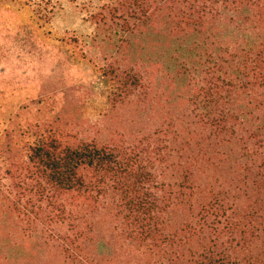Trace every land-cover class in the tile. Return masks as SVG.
Returning a JSON list of instances; mask_svg holds the SVG:
<instances>
[{"label": "trees", "instance_id": "16d2710c", "mask_svg": "<svg viewBox=\"0 0 264 264\" xmlns=\"http://www.w3.org/2000/svg\"><path fill=\"white\" fill-rule=\"evenodd\" d=\"M105 9L143 27L166 13L199 35L197 59L209 60L186 126L156 120L107 142L41 135L2 160L1 212L78 264L123 251L128 264H264V0H110ZM153 84L125 83L148 112ZM101 212L114 225L98 239ZM12 260L0 253V264Z\"/></svg>", "mask_w": 264, "mask_h": 264}, {"label": "rangeland", "instance_id": "374dc122", "mask_svg": "<svg viewBox=\"0 0 264 264\" xmlns=\"http://www.w3.org/2000/svg\"><path fill=\"white\" fill-rule=\"evenodd\" d=\"M109 1L0 0V167L16 148L53 132L70 142H107L156 120L186 126L188 99L209 60L197 59L201 38L166 13L143 27L105 9ZM133 75L154 82L151 112L140 104L141 90L128 94ZM1 211L0 253L13 254L10 264H78L64 260L58 240L24 237L22 224ZM94 222L98 239L114 225L106 212ZM127 256L103 264H128Z\"/></svg>", "mask_w": 264, "mask_h": 264}]
</instances>
